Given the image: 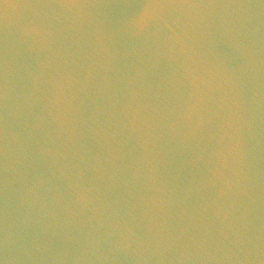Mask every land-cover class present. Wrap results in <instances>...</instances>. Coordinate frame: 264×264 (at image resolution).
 Listing matches in <instances>:
<instances>
[{
  "label": "water",
  "instance_id": "95a60500",
  "mask_svg": "<svg viewBox=\"0 0 264 264\" xmlns=\"http://www.w3.org/2000/svg\"><path fill=\"white\" fill-rule=\"evenodd\" d=\"M0 264H264V0H0Z\"/></svg>",
  "mask_w": 264,
  "mask_h": 264
}]
</instances>
